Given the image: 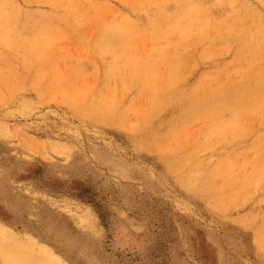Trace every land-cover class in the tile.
I'll list each match as a JSON object with an SVG mask.
<instances>
[{
  "label": "rangeland",
  "instance_id": "rangeland-1",
  "mask_svg": "<svg viewBox=\"0 0 264 264\" xmlns=\"http://www.w3.org/2000/svg\"><path fill=\"white\" fill-rule=\"evenodd\" d=\"M192 1L0 0V264H264V0Z\"/></svg>",
  "mask_w": 264,
  "mask_h": 264
},
{
  "label": "bare ground",
  "instance_id": "bare-ground-1",
  "mask_svg": "<svg viewBox=\"0 0 264 264\" xmlns=\"http://www.w3.org/2000/svg\"><path fill=\"white\" fill-rule=\"evenodd\" d=\"M195 4H196V1H194V0L192 2H187L186 4L183 3L182 5L176 6V11L178 14H184V13L188 12V11H186L187 9H189L190 7H192ZM191 103H192L191 107L197 106L198 105V99H193V101ZM93 217L96 220V216L94 213H93ZM0 231L6 232L7 234L9 233L10 235H12V233L14 234L13 231L7 229L6 227L3 228L1 225H0ZM23 237L28 241V242L23 241L26 243V244H22L23 246L34 247V245H31V244L33 241H35V239H32L27 234H25ZM39 250L40 251H39L38 257L42 259L41 260L42 262H44L46 264H63L62 260L56 254H54L53 251L51 249H49L48 247L40 246ZM31 261H33V260H31ZM19 264H23V262L19 261Z\"/></svg>",
  "mask_w": 264,
  "mask_h": 264
}]
</instances>
